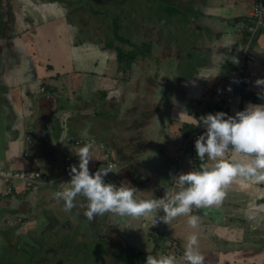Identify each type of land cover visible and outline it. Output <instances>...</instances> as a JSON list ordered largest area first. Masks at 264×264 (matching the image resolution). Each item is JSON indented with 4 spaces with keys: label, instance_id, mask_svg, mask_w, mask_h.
I'll use <instances>...</instances> for the list:
<instances>
[{
    "label": "crops",
    "instance_id": "crops-1",
    "mask_svg": "<svg viewBox=\"0 0 264 264\" xmlns=\"http://www.w3.org/2000/svg\"><path fill=\"white\" fill-rule=\"evenodd\" d=\"M258 1L196 0L204 7L201 17L218 22L216 43L208 37L200 42L206 54L190 74L185 70L188 55L179 51L178 41L159 46L143 63L154 64V72L144 70L148 79L140 87L143 92L136 88L134 95L123 93L119 80L113 78L109 66L116 59L103 57L101 49L73 38L68 20L51 22L45 1L35 0L29 7L20 4L19 28L25 27L32 38L18 53L17 62H9L0 75V167L40 171L53 181L29 189L24 182L10 186L0 181V235L8 239L12 229L18 238L30 239L46 226V241L58 238L65 245L64 239L75 228L80 237H96L92 244L109 247L104 253L109 264H131L115 255L129 248L137 256L132 264H145L149 254L158 253L174 255L178 264H186L181 259L186 237L197 231L204 264H264V183H232L220 207L192 211L201 218L195 230L188 227L187 217L154 226L153 217L105 214L90 224L83 209L65 212L64 201L55 198L56 191L69 186L70 167L79 166L75 152L92 139L96 142L89 170L112 162L119 173H109L105 183L134 187L137 199L163 198L165 190H178L174 175L199 170L193 135L204 127L188 131L196 128V119L220 112L226 102L244 59L243 41L253 21L250 10ZM260 32L250 47L253 61L246 72V91L263 96L264 87L256 81L264 79V26ZM95 71L99 79H94ZM259 95L254 99L264 98ZM261 104L239 95L227 115ZM84 131L87 135L82 136ZM28 136L31 142L26 141ZM61 139H69L67 147ZM206 163L211 164L207 158ZM163 215L160 210L158 217Z\"/></svg>",
    "mask_w": 264,
    "mask_h": 264
},
{
    "label": "clouds",
    "instance_id": "clouds-1",
    "mask_svg": "<svg viewBox=\"0 0 264 264\" xmlns=\"http://www.w3.org/2000/svg\"><path fill=\"white\" fill-rule=\"evenodd\" d=\"M264 87V79L256 81ZM227 116V118H225ZM206 131L195 141L199 170L173 176L174 192L166 191L163 198L142 200L136 198L137 189L104 181L109 173H119L114 164L99 168L90 174L89 162L93 159L91 140L80 147L75 155L79 166L70 167L71 179L67 188L55 192L57 200L64 201L63 210L71 212L79 207L91 224L97 216L114 214L131 219L153 217V225L162 221L170 225L178 217H187L190 229H198L200 217L192 215L193 209L220 207L227 189L234 182L264 183V104L250 105L235 116L217 112L196 119V127ZM87 132H82V136ZM69 139H61L67 147ZM72 150V149H71ZM210 161L209 165L206 163ZM81 197L78 201L76 198ZM163 210L164 215L158 217ZM186 264H204L205 257L199 251V233L192 231L186 237L181 258ZM145 264H178L177 257L158 253L148 255Z\"/></svg>",
    "mask_w": 264,
    "mask_h": 264
},
{
    "label": "rangeland",
    "instance_id": "rangeland-1",
    "mask_svg": "<svg viewBox=\"0 0 264 264\" xmlns=\"http://www.w3.org/2000/svg\"><path fill=\"white\" fill-rule=\"evenodd\" d=\"M66 1L65 3L70 5V8H67V10L69 9L70 15H73L74 18H79L80 20L84 19L87 22L89 18L92 16L96 17L97 15L91 11L92 6H95L93 4L95 0ZM188 1L189 0H159L157 2L153 1L152 3V0H143V2H140V0H126L122 4V7L125 12L131 14L128 15L126 19L123 16H119L121 18V29L119 36L122 38H131L133 45L138 44L140 40H143V43L152 41L156 51L158 50L159 46H164L165 43L170 44L174 42V40L178 41L179 51L188 55V63L185 65V70H187V74H190L194 64L199 63L201 55L206 54L205 49L201 47L200 42L204 39L207 40L206 38L208 37L210 42L216 43L217 38L219 37L216 35L217 29L214 27V24L218 22L209 20V18L207 19L206 17H201V12H204V7L202 5H198L196 0H191L190 3ZM180 3L184 5L183 8L181 7V12L177 7V5ZM153 4H157V6H155L157 10L153 7ZM88 10H90L91 13ZM104 11L108 13V8ZM144 11L148 14L145 15ZM162 12L163 14H161ZM166 15L170 18H173L172 21L175 26L170 25L169 28L161 23L160 20ZM131 18H135L136 20L134 26L130 25ZM142 18L143 26H140L138 23ZM91 21L94 22L93 24L95 26H93L95 29H93V31L89 29V33L82 35L81 40L85 42L84 46H89L96 49L99 48L101 49L100 55L103 57L116 59V51L113 47H108L106 44L107 41L113 38L112 31L109 26L112 21V16L106 18L102 16V13H100V16L94 18V20ZM130 30V35L133 37H130L126 34L127 31L130 32ZM133 30L134 32H132ZM173 31L175 32L174 34H177L176 39L172 37ZM213 31H215V33H213ZM197 33L199 36H195ZM261 33L262 32L258 33L256 39ZM27 37L32 38L31 35H28ZM199 37L201 38L200 40ZM116 45L121 46L122 44L117 43ZM133 45L128 46L127 44H124L121 46V48L124 50H130L131 48H134ZM245 45L243 49H245ZM199 51L202 54H200ZM147 60H143V56H137V60L134 61L132 65V69H126L125 71H121L119 69L118 61L115 62V64L112 62V65L109 66L110 71L113 73V78L116 77L117 80H119L118 87H121L123 93L130 92L132 95H134L136 94V88H138V90L140 89L138 93L143 92V88L140 87H143V82L148 79L147 77H143V72L144 70L148 69V73L152 74L155 67L154 64L143 65V63L145 64ZM201 62L202 61H200V63ZM104 65L106 66V63ZM96 68L99 69L100 64L96 65ZM95 73L94 79H99V73L97 71H95ZM45 230L46 226L45 229L41 230L40 232H36L35 237L31 236L30 239H26L27 237L18 238L12 234V229H10L9 233L6 235L9 241L8 239L4 238V236L2 237L0 235V264L110 263H107V261H109L107 254H104L107 252V250H109V247L106 244L99 242H95V244L90 242L95 241L96 237L90 238L88 237V234L80 237L78 235L77 229L74 228L70 231V236H68L69 238L64 239V245V243H61L58 238H52V240L48 239V241H46L47 231ZM57 233L59 232L57 231ZM60 237L64 238L65 236L60 235ZM81 242L85 244H82ZM115 255L120 256L123 262H130L131 264L135 263L137 258L136 254L130 248L121 251V254L116 253Z\"/></svg>",
    "mask_w": 264,
    "mask_h": 264
},
{
    "label": "flooded vegetation",
    "instance_id": "flooded-vegetation-1",
    "mask_svg": "<svg viewBox=\"0 0 264 264\" xmlns=\"http://www.w3.org/2000/svg\"><path fill=\"white\" fill-rule=\"evenodd\" d=\"M34 1L35 0L32 1L31 0H0V64L4 63L5 66H7L9 62H13V63L17 62V57L19 56L18 53L24 50L25 44L29 40L27 37V33L29 31L26 30L25 27H21L20 29L19 24L17 22L19 15L21 14L20 4H23L25 7L27 6L29 7L33 5L32 3ZM42 1H45V3L43 2L44 3L43 6L45 9V13L47 12L52 18L51 22L56 23L57 21H60L59 23L66 24V22L64 21L68 20V27L72 29L73 38H75L76 36L79 37V39H81L82 35L89 33V29L93 31V29H95L94 27L95 25L93 24L94 22L91 20H94V18L100 16V13H102V16L106 18L112 16V21L109 24V26L111 28L113 38L107 41L106 44L109 45L108 47H113L114 50L116 51L117 58L115 61L116 62L118 61L119 69L121 71L124 70H122L123 67L119 63V50H122L124 53L133 52L135 54L134 60L130 63L131 69L134 61L137 60V56H143V60H147L150 57H152V55L156 50L154 49L152 41H147L143 43V40H140L138 44L133 45L131 38L129 37L122 38L119 36V32L121 29V24H120L121 18L119 16H123L126 19V17L131 14L125 12V10L122 7V4L126 0H106L107 2L104 4H100L97 2L98 0H95L93 3L95 6H92L91 11L96 13L97 15L96 17L92 16L91 18H89V20H87L88 24L86 20L84 19L80 20L79 18L77 19L74 18L73 15H70L69 9L67 10V8H70V5L65 3L66 0H42ZM153 1L157 2L159 0H152V3ZM140 2H143V0H140ZM153 5H154L153 7L157 10V8L155 7L157 6V4H153ZM107 8H108V13L104 11ZM88 11L90 12V10ZM144 14L146 15L148 13H145L144 11ZM161 14H163V12ZM172 20L173 18H170L169 16L166 15L163 16V19H161L160 21L161 23H163L164 25L170 28V25L173 24ZM135 21H136L135 18H131L130 25L134 26ZM138 24L140 26H143V18L141 19V21H139ZM132 32H134V30ZM126 34L129 35L130 37H133L130 35L131 30L130 32L127 31ZM117 43H121L122 44L121 46H123L124 44H127L128 46L133 45L134 48H131L130 50H124L123 48H121V46L116 45Z\"/></svg>",
    "mask_w": 264,
    "mask_h": 264
},
{
    "label": "built area",
    "instance_id": "built-area-1",
    "mask_svg": "<svg viewBox=\"0 0 264 264\" xmlns=\"http://www.w3.org/2000/svg\"><path fill=\"white\" fill-rule=\"evenodd\" d=\"M251 17L253 18L252 23H250L247 26V31L250 34V38L248 42L245 45L244 49V59L241 61V64L237 67L236 70V77L234 81L233 88L231 92L229 93L226 102L221 108L220 112L227 113V110L231 107L233 100L241 95L239 88L244 83V76L246 75L247 68L252 64L253 61V55L250 52V47L253 41V38L258 34V32L263 28L264 26V6H263V0H259L255 3L254 7L250 10ZM206 129H199L198 132H195L193 137L197 139L201 134L204 133ZM94 140V139H92ZM27 142H31V137L28 136L26 138ZM96 142V140H94ZM83 141H76V144H80ZM101 149H104L105 146L103 144H100ZM27 156V154H25ZM182 156L177 158V161H181ZM112 162H108V164ZM97 170H90V174L94 175ZM0 181H5L9 185H15L16 182H24L25 186L29 189L31 187H36L39 185H44L49 182H52L53 179H51L47 174H44L40 171H34V170H13L9 168H3L0 167ZM197 211L198 209H193ZM160 222L155 224L154 226H158Z\"/></svg>",
    "mask_w": 264,
    "mask_h": 264
},
{
    "label": "trees",
    "instance_id": "trees-1",
    "mask_svg": "<svg viewBox=\"0 0 264 264\" xmlns=\"http://www.w3.org/2000/svg\"><path fill=\"white\" fill-rule=\"evenodd\" d=\"M179 10H180V12L182 11L180 8H179ZM257 35L258 34H256V36ZM256 36L253 38L252 44L255 41ZM249 38H250V34L246 33L245 40L243 42H245V44H246V42H248ZM174 39H176V38H174ZM107 46H109V45H107ZM134 58H135V54L133 52L124 53L122 50H119V63L122 67L125 66L124 68H122V70L125 71L126 69H130V63L134 60ZM243 76H244L245 80H244V83L242 84V86H240V88H239V91L241 93L242 98L244 100H252L254 103H260L262 101V104H264V101H263L264 98H261L258 100L254 99V97L256 95H259V94L247 93V91H246V75H243ZM259 96L264 97V95L263 96L259 95ZM195 131H197V127L190 129L188 131V133L190 132V134H191V133H194ZM199 165H200V163H199Z\"/></svg>",
    "mask_w": 264,
    "mask_h": 264
},
{
    "label": "water",
    "instance_id": "water-1",
    "mask_svg": "<svg viewBox=\"0 0 264 264\" xmlns=\"http://www.w3.org/2000/svg\"><path fill=\"white\" fill-rule=\"evenodd\" d=\"M97 2L100 3V4H104L107 1L106 0H98ZM4 68H5V64L4 63L0 64V75L3 74V72L5 71Z\"/></svg>",
    "mask_w": 264,
    "mask_h": 264
}]
</instances>
